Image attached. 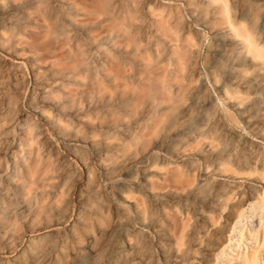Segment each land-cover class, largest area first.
I'll use <instances>...</instances> for the list:
<instances>
[{"label":"rangeland","instance_id":"1","mask_svg":"<svg viewBox=\"0 0 264 264\" xmlns=\"http://www.w3.org/2000/svg\"><path fill=\"white\" fill-rule=\"evenodd\" d=\"M243 52L209 0H0V264H264Z\"/></svg>","mask_w":264,"mask_h":264},{"label":"bare ground","instance_id":"2","mask_svg":"<svg viewBox=\"0 0 264 264\" xmlns=\"http://www.w3.org/2000/svg\"><path fill=\"white\" fill-rule=\"evenodd\" d=\"M212 3H215L219 6L220 12L223 16V19L228 24V30L234 38H239L243 44V56L252 57L264 65V45L259 42L258 38L251 34L243 25H239L236 21H233L232 14L228 5V0H209ZM263 206V205H262ZM261 206V207H262ZM255 208V207H254ZM252 208V209H254ZM251 210L252 213H255V210ZM262 209V208H261ZM243 219L238 222L237 229L234 231L235 237H241L240 230L243 227ZM236 239V238H235ZM238 244L239 241L237 240ZM240 247V246H239Z\"/></svg>","mask_w":264,"mask_h":264}]
</instances>
